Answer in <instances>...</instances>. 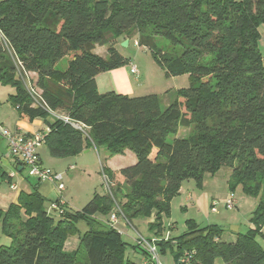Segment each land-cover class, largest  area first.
<instances>
[{
  "label": "trees",
  "instance_id": "16d2710c",
  "mask_svg": "<svg viewBox=\"0 0 264 264\" xmlns=\"http://www.w3.org/2000/svg\"><path fill=\"white\" fill-rule=\"evenodd\" d=\"M262 26L264 0H2L0 81L15 89L8 101L21 116L48 125L43 146L54 159L101 147L109 157L136 155L133 165L103 171L128 220L154 216L149 230L158 235L184 180L201 186L205 175L230 168L229 190L258 199L252 227L229 233L235 240L228 241L220 226L189 222L184 235L157 247L177 248V258L191 254L195 264H264L258 242L264 240ZM125 35L151 51L167 78L189 75V87L166 109L157 94L99 91L97 76L126 64L115 48ZM159 38L177 50H162ZM97 47L108 48L105 58ZM26 78L41 106L33 104ZM181 128L196 132L181 138ZM46 202L35 190L0 210L2 233L11 241L0 244V264H134L126 257L130 245L105 223L109 194H95L82 210L65 206L58 219ZM74 236L79 246L67 252ZM131 247L149 259L139 245Z\"/></svg>",
  "mask_w": 264,
  "mask_h": 264
},
{
  "label": "rangeland",
  "instance_id": "374dc122",
  "mask_svg": "<svg viewBox=\"0 0 264 264\" xmlns=\"http://www.w3.org/2000/svg\"><path fill=\"white\" fill-rule=\"evenodd\" d=\"M2 1V0H0ZM239 1V0H238ZM262 41L259 42V48L264 54V26L260 29ZM128 43V44H127ZM159 48L167 52H174L177 48L171 45L163 38H159L157 41ZM115 48L121 57L126 60V64L123 67L135 66L138 73L132 72V85L133 93L131 96L139 97L148 94H157L160 97L161 105L163 109H166L173 101H175L178 92L180 90L187 89L190 85V77L186 73L181 76H174L167 78L165 70L154 60L151 51L146 47L139 46L137 37L120 36L117 38ZM107 47H97L96 53L99 55H105ZM68 60H64L60 65V68L67 66ZM117 93H121L119 90H112ZM15 89L9 85H4L0 81V120L9 114L12 109V104L8 101L11 95H14ZM194 129L181 128L179 131V137L183 138L194 134ZM5 139L0 137V158L5 148ZM172 142L173 138H169ZM43 164L48 168L58 170L63 177V183L66 186L65 196L69 199L73 210H82L88 202L93 198L95 194L105 195L109 194V190L106 185V181L102 172V169L106 166L107 160L104 155V151L99 149L82 156V158H61L54 159L50 156L48 149L44 146L40 149ZM5 154V153H4ZM74 159V160H70ZM71 161V162H70ZM72 167H70L71 164ZM127 164V163H126ZM231 169L222 168L215 175H205L203 183L199 186L195 180H184L181 188L170 202L169 214L164 213L162 215V225L165 228V232L162 231L161 235L156 234L155 231L149 230V225L155 221V217L140 218L131 223L137 229V231L146 239L151 241L157 246V244L166 237L170 236V239H177L184 235L188 230V223H194L198 227H206L208 225H217L225 230V234L232 232L233 227H238L239 232L245 233L252 227L250 221L254 210L257 207L258 199L245 193L241 188L231 192L229 190L228 182L230 178ZM26 179L36 184L37 181L29 176L27 170L24 171ZM41 191L44 192L45 187L50 188V194H46L47 198L52 199L57 196V188L53 184L41 185ZM112 194H114L115 186L109 184ZM122 190L126 192V188L122 186ZM233 194L237 201L236 207L228 209L224 205ZM49 195V197H48ZM110 195V194H109ZM112 197V209L111 213L115 210L116 205H119L120 195ZM49 199H46V206H49ZM52 215L58 219V213L53 212ZM108 224V223H107ZM171 226H174L172 229ZM81 233L87 230V226L84 222H80L78 225ZM126 236H123V240L130 245L126 252V257L134 264H145L148 259L143 254L142 250L134 252L131 246L136 244V234L125 229ZM264 232V230H263ZM9 241L2 233L0 225V243L7 245ZM79 240H75L72 244L68 245L69 249H75ZM135 242V244H134ZM258 242L264 249L263 238H258ZM159 260L161 264H182L181 259L186 257V254L177 258L175 256L177 248L161 246L157 247ZM191 255V254H190ZM191 260V259H190ZM216 264H221L222 260L217 259ZM195 264V263H187Z\"/></svg>",
  "mask_w": 264,
  "mask_h": 264
},
{
  "label": "crops",
  "instance_id": "0c3cea01",
  "mask_svg": "<svg viewBox=\"0 0 264 264\" xmlns=\"http://www.w3.org/2000/svg\"><path fill=\"white\" fill-rule=\"evenodd\" d=\"M97 50V49H96ZM105 54H107V51L105 50ZM105 58V55H102ZM129 67H122L119 69H115L109 72L102 73L97 76V86L101 93L110 92L114 89L121 91L122 94L132 95L133 93V85H132V73L131 69L128 70ZM0 125L6 127L7 129L11 130L12 132H19L21 134L25 135H33L35 133H47L49 128L48 125L45 123L43 119H33L29 120L27 117L21 116L17 109L15 107H12V109L9 111V114H6V117L2 120H0ZM1 137V135H0ZM3 138V137H2ZM5 148L6 151L2 154V157L0 158V210L1 211H7L12 204H17L19 197L22 193H32L35 190H38L43 196L47 198L46 194H50V188L45 187L44 192L41 191V185H46L45 183H40L37 180L36 184H33L31 181L26 179L24 176V171L26 170L22 158L20 156H13L9 153L8 148V142L5 139ZM42 147H44L42 145ZM41 147V148H42ZM40 148V149H41ZM39 149V156L40 161L42 163V166L46 167L43 163V158L41 151ZM99 149L104 151L105 158L107 160V164L105 167L110 168L111 170H117V169H123L124 167L133 165L136 162V158L132 152L126 151L123 155H117L113 157H109L106 149L104 147L95 149L99 151ZM94 149H87L82 154L78 155L74 158H82V156L92 152ZM74 160V159H70ZM71 162V161H70ZM127 163V164H126ZM71 164V163H70ZM73 164L70 165L72 167ZM51 169V168H49ZM53 171L57 172L58 170L53 169ZM49 185V184H48ZM14 186V188H13ZM65 193V192H64ZM61 195L59 192H57V196L55 195L54 198L49 199V206L54 203H57L61 198H63L65 202V206L72 209L69 199L66 198L65 194ZM49 197V195H48ZM105 223H108V216L105 219ZM135 222V221H134ZM123 229L124 227L120 225ZM174 226H171L170 229H172ZM6 237V236H5ZM170 237V236H169ZM9 241L7 245L10 244V239L6 237ZM168 238V237H167ZM79 240L78 236H74L72 238H69L65 245V249L67 252H72L76 250L79 246L76 245L75 249H69L68 245L72 244L75 240ZM135 240V239H134ZM226 240L228 241H234L235 236L232 234H227ZM1 244V243H0ZM135 244V242H134ZM4 245V244H3ZM134 250V249H133ZM134 252H137L135 250ZM147 258L146 255H144ZM216 264V262H215ZM222 264V263H221Z\"/></svg>",
  "mask_w": 264,
  "mask_h": 264
},
{
  "label": "built area",
  "instance_id": "2783aa9c",
  "mask_svg": "<svg viewBox=\"0 0 264 264\" xmlns=\"http://www.w3.org/2000/svg\"><path fill=\"white\" fill-rule=\"evenodd\" d=\"M1 39L4 41V38L0 32ZM5 42V41H4ZM131 72L133 74L138 73V70L135 66L131 67ZM31 78V75H28V78ZM26 78V86L30 95V98L35 106H41L40 101V92L35 89L29 82V79ZM52 116L61 118L56 113H51ZM67 121V119H65ZM0 135L8 142L9 153L13 156H20L23 161L25 169L28 171L29 176L33 177L40 183L53 184L56 186L58 192L63 195L66 190V186L63 183V177L60 173L53 171L52 169L45 168L42 166L41 159L39 156V149L44 145L45 134L44 133H35L33 135L21 134L17 131L12 132L6 127L0 125ZM109 194L112 195V192L109 187V180L102 169ZM14 188V186H13ZM237 201L234 198V195L231 194L225 203V207L228 209H233L236 207ZM63 207H65V202L61 198L57 203H54L50 206L49 210L56 213H61ZM108 225L113 228L120 236H126L125 229L133 231L136 236V244L139 245L143 250H145L149 259L145 264H161L159 260L157 246L151 241L143 237L131 221L128 220L123 210L119 205H116L115 210L108 217ZM122 225L124 229L120 226ZM167 238V237H166ZM191 255H186V257L181 259L182 264H187L191 260Z\"/></svg>",
  "mask_w": 264,
  "mask_h": 264
},
{
  "label": "water",
  "instance_id": "95a60500",
  "mask_svg": "<svg viewBox=\"0 0 264 264\" xmlns=\"http://www.w3.org/2000/svg\"><path fill=\"white\" fill-rule=\"evenodd\" d=\"M128 44V43H127ZM232 232L234 233H238L239 232V228L238 227H233L232 228Z\"/></svg>",
  "mask_w": 264,
  "mask_h": 264
}]
</instances>
